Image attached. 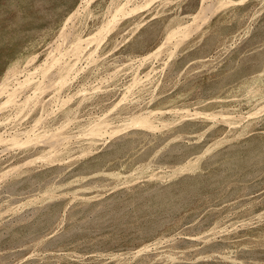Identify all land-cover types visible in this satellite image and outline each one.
Masks as SVG:
<instances>
[{
    "label": "rangeland",
    "instance_id": "374dc122",
    "mask_svg": "<svg viewBox=\"0 0 264 264\" xmlns=\"http://www.w3.org/2000/svg\"><path fill=\"white\" fill-rule=\"evenodd\" d=\"M0 264H264V0H0Z\"/></svg>",
    "mask_w": 264,
    "mask_h": 264
}]
</instances>
